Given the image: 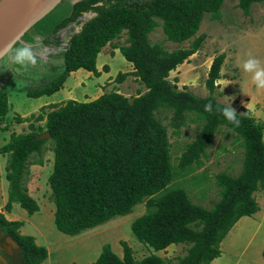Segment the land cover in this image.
Returning a JSON list of instances; mask_svg holds the SVG:
<instances>
[{
	"label": "trees",
	"instance_id": "obj_1",
	"mask_svg": "<svg viewBox=\"0 0 264 264\" xmlns=\"http://www.w3.org/2000/svg\"><path fill=\"white\" fill-rule=\"evenodd\" d=\"M263 1L238 0V5L249 15L252 4ZM223 3L224 0H76L71 4L70 14L53 30L70 22L77 26L61 48L62 72L40 86L30 87L27 95L54 93L71 72L80 68L100 75L98 54L123 33L127 37L119 50L132 63V73L147 91L134 97L110 91L89 101L69 99L63 104H51L46 114L17 116V122H30L31 130L12 132L0 147V153L7 155L6 209L16 202L30 215L39 210L36 199L28 193L24 176L31 157L41 156L49 141L54 154L49 185L55 204L54 222L60 231L79 234L128 215L137 204L145 202L146 211L131 225L139 241L156 250L171 244L189 245L187 253L173 263L154 253L137 260L126 241L121 242V257L105 243L97 259L85 264H210L219 257L221 243L231 228L242 216L259 210L254 193L264 190V124L246 107L236 112L238 125L226 121L215 110L217 105H225L214 94L221 78L223 53L212 61L206 79L209 94L205 97L179 89L176 81L169 79L170 72L201 47L205 34L195 37L191 46L174 50L165 49L161 42H151L149 34L160 20L166 38L181 43L196 35L206 13L219 19ZM89 10L96 14L82 21V13ZM129 73L119 72L116 78L123 81ZM207 103H211V111L205 110ZM162 108L172 112L170 124L176 129L187 119L199 127L177 166L172 162L167 126L156 115ZM9 110L8 97L0 89V123L7 121ZM44 120L43 125L34 123ZM221 127L241 141L243 167L237 175H216L220 199L207 208L193 202L186 188L173 181L201 167L202 157ZM3 130L6 129L0 127V132ZM46 131L50 137H37ZM36 161L44 162L42 157ZM0 222L20 244L24 264H41L47 258L45 246L37 244L34 236L19 231L22 221L8 220L0 213Z\"/></svg>",
	"mask_w": 264,
	"mask_h": 264
},
{
	"label": "rangeland",
	"instance_id": "obj_2",
	"mask_svg": "<svg viewBox=\"0 0 264 264\" xmlns=\"http://www.w3.org/2000/svg\"><path fill=\"white\" fill-rule=\"evenodd\" d=\"M71 1L62 0L47 16L41 19L23 40L32 48L33 39L52 43L60 49L65 47L74 28L69 24L56 32L57 24L70 11ZM2 0H0L1 4ZM205 34L201 47L187 60L172 70L169 79L176 81L179 89H187L193 94L205 97L209 94L206 79L213 59L220 53L225 55L221 68V78L217 81L214 92L217 100L230 106L236 112L249 108L255 119L264 124V89H255L250 82V74L241 71L240 65L248 58L246 53L260 60L264 67V1L253 3L249 15H246L238 5V0H224L221 7V17L214 19L206 13L196 35L181 43L169 41L162 29V21L149 34L153 43L161 42L167 50L191 46L195 37ZM126 33L105 45L98 54L97 67L102 75L88 74L89 71L80 68L67 77L63 86L52 94L39 97L27 95L30 87L40 86L55 78L62 72L60 59L55 61L56 69L43 68L40 58L38 63L22 72H16L11 65L0 68V89L6 93L10 110L7 121L3 120L0 127V147L5 144L12 132H29L28 121L17 122L16 117H29L40 112L46 114L52 109L51 104H63L69 99L89 101L103 93L119 91L128 97H134L147 91L146 85L133 74V65L128 61L119 46L125 43ZM57 39L59 41L57 42ZM19 44V43H18ZM16 44V45H18ZM44 47L48 46L45 42ZM37 52H39L37 48ZM108 67V69L106 68ZM31 70V72H30ZM119 72H130L123 81H118ZM86 74V75H83ZM5 87V88H2ZM157 117L167 126L171 142V156L174 166L179 163L180 156L186 145L191 142L199 131L198 124L187 119L185 125L178 129L170 124L172 112L160 109ZM44 121H34L43 125ZM235 133H229L225 127L217 132L202 157V165L195 171L178 176L173 183L183 186L191 200L210 208L220 199L221 188L216 183V175L226 172L237 175L244 160V148ZM43 158L40 164L36 160ZM54 154L52 145L47 142L43 154L33 155L24 176L28 193L36 199L39 210L28 214L20 204L13 202L10 210L6 209L8 201V181L5 178L7 155L0 153V210L11 220H20L19 231L32 235L39 245L47 248V258L41 264H85L93 263L102 251V246L109 243L119 256H123L122 241H126L133 249L135 259L139 260L149 254H157L167 262H178L187 253L188 244H171L163 250L139 241L132 232V222L146 211L145 202L137 204L132 212L125 216H117L108 222L83 231L76 235L65 234L54 222L55 204L51 200L49 176L53 170ZM254 196L259 204V210L253 215L242 216L231 228L221 243V255L210 264H264L262 251L264 248V190H258Z\"/></svg>",
	"mask_w": 264,
	"mask_h": 264
},
{
	"label": "clouds",
	"instance_id": "obj_3",
	"mask_svg": "<svg viewBox=\"0 0 264 264\" xmlns=\"http://www.w3.org/2000/svg\"><path fill=\"white\" fill-rule=\"evenodd\" d=\"M18 39L19 37L17 36L14 40L0 45V68L11 65L14 71L22 72L29 66H34L38 63L37 57L33 55L32 49L27 44L20 43L16 45ZM246 55L248 58L239 66L241 71L245 74H250V82L255 89H264V67L260 66V60L256 57L250 53H246ZM205 110H212L211 103L205 104ZM215 110L231 124H239L237 113L230 106V103L223 106L217 105Z\"/></svg>",
	"mask_w": 264,
	"mask_h": 264
},
{
	"label": "water",
	"instance_id": "obj_4",
	"mask_svg": "<svg viewBox=\"0 0 264 264\" xmlns=\"http://www.w3.org/2000/svg\"><path fill=\"white\" fill-rule=\"evenodd\" d=\"M2 0L0 4V19L7 18L9 21L16 13H21L18 20L6 23V27L10 29L0 30V45L6 44L14 40L17 36L19 39L16 44L22 41L23 37L31 30L41 19L49 14L57 7L62 0H17V1ZM5 20V19H4ZM15 46V45H14ZM39 139L50 137V132L46 131L37 136Z\"/></svg>",
	"mask_w": 264,
	"mask_h": 264
},
{
	"label": "flooded vegetation",
	"instance_id": "obj_5",
	"mask_svg": "<svg viewBox=\"0 0 264 264\" xmlns=\"http://www.w3.org/2000/svg\"><path fill=\"white\" fill-rule=\"evenodd\" d=\"M74 2L75 1H71V4H73ZM97 4L100 5L102 4V2H99ZM95 14L96 12H94L93 10H89L87 12L84 11L80 19L82 21H86L92 18ZM69 26L74 27V29L77 28V26H74L73 23L69 24ZM0 213L4 214V216L6 217V214L3 210H0ZM7 219L11 220L9 218ZM0 264H24V258L21 253L20 244L13 237V235L3 227L1 222H0Z\"/></svg>",
	"mask_w": 264,
	"mask_h": 264
},
{
	"label": "crops",
	"instance_id": "obj_6",
	"mask_svg": "<svg viewBox=\"0 0 264 264\" xmlns=\"http://www.w3.org/2000/svg\"><path fill=\"white\" fill-rule=\"evenodd\" d=\"M25 37V36H24ZM23 37V38H24ZM33 43H37V44H33L32 45V51H33V55H36L40 58V61L42 62L43 68L46 70H53L56 69L57 66H55V61L59 60L62 62L61 64H59V67H63V56H62V51L58 46H53L52 43H48L46 41V39L44 41L41 40V37H35L33 39ZM46 43L48 46H43L41 44ZM20 43H26V40H23ZM18 44V45H19ZM37 48L39 50V52H37ZM30 67V66H29ZM31 68V67H30ZM98 68V67H97ZM98 70L100 71V69L98 68ZM31 72V70H30ZM74 72V71H73ZM88 74H92V72H88ZM86 75V74H83ZM100 75H102V73L100 72ZM98 75V76H100ZM2 88H5L2 86Z\"/></svg>",
	"mask_w": 264,
	"mask_h": 264
},
{
	"label": "bare ground",
	"instance_id": "obj_7",
	"mask_svg": "<svg viewBox=\"0 0 264 264\" xmlns=\"http://www.w3.org/2000/svg\"><path fill=\"white\" fill-rule=\"evenodd\" d=\"M4 1H7L8 2L10 0H3V2ZM12 1H17V0H12ZM7 2H5V3H7ZM20 16H21V13H16L12 17H10L9 21L7 20L9 17L0 19V30L3 31V30H6V29H10V27H12V25L9 26V27H6L5 24L8 23V22H14L15 20H18L20 18Z\"/></svg>",
	"mask_w": 264,
	"mask_h": 264
}]
</instances>
